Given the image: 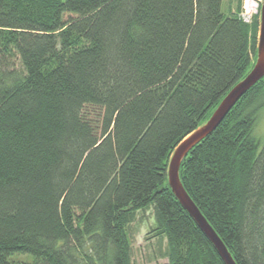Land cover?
Instances as JSON below:
<instances>
[{
  "label": "trees",
  "instance_id": "16d2710c",
  "mask_svg": "<svg viewBox=\"0 0 264 264\" xmlns=\"http://www.w3.org/2000/svg\"><path fill=\"white\" fill-rule=\"evenodd\" d=\"M225 11L224 0H0V264H132L128 227L149 208L167 264H224L167 169L253 68L259 14L245 22L242 0ZM263 110L264 79L179 168L235 264H264Z\"/></svg>",
  "mask_w": 264,
  "mask_h": 264
},
{
  "label": "water",
  "instance_id": "95a60500",
  "mask_svg": "<svg viewBox=\"0 0 264 264\" xmlns=\"http://www.w3.org/2000/svg\"><path fill=\"white\" fill-rule=\"evenodd\" d=\"M262 79H264V0H262L259 9L256 59L253 68L245 78L231 88L212 113L211 117L176 147L171 155L167 169V184L169 189L180 206L188 213L201 232L213 245L224 264H235V262L219 237L185 192L179 179V168L188 153L214 132L240 98Z\"/></svg>",
  "mask_w": 264,
  "mask_h": 264
},
{
  "label": "rangeland",
  "instance_id": "374dc122",
  "mask_svg": "<svg viewBox=\"0 0 264 264\" xmlns=\"http://www.w3.org/2000/svg\"><path fill=\"white\" fill-rule=\"evenodd\" d=\"M227 2L224 0V6ZM262 0H242L243 20L250 22L253 17L259 14ZM225 8V7H224ZM225 11V12H226ZM264 111V110H263ZM260 113L259 121L256 126V137H264V112ZM255 131V132H256ZM260 136V137H259ZM155 228V217L152 208L146 211L138 212L135 215L134 222L128 227L130 237V257L132 264H167V245L164 237H157L153 232ZM11 260L15 262L30 263L32 258L28 255L12 256Z\"/></svg>",
  "mask_w": 264,
  "mask_h": 264
}]
</instances>
